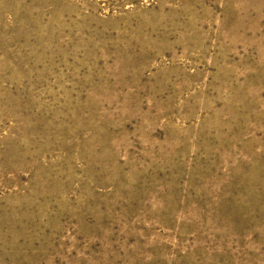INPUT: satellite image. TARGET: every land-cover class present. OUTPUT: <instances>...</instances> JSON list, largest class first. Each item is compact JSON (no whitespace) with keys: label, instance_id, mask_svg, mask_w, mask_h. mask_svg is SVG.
Segmentation results:
<instances>
[{"label":"rangeland","instance_id":"rangeland-1","mask_svg":"<svg viewBox=\"0 0 264 264\" xmlns=\"http://www.w3.org/2000/svg\"><path fill=\"white\" fill-rule=\"evenodd\" d=\"M0 264H264V0H0Z\"/></svg>","mask_w":264,"mask_h":264}]
</instances>
